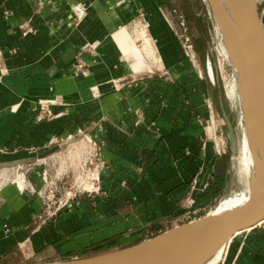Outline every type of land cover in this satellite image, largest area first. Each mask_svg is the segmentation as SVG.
<instances>
[{"label": "crops", "instance_id": "1", "mask_svg": "<svg viewBox=\"0 0 264 264\" xmlns=\"http://www.w3.org/2000/svg\"><path fill=\"white\" fill-rule=\"evenodd\" d=\"M162 8L161 0H0V157L51 154L49 127L72 133L93 120L109 168L106 196L89 195L34 230L30 207L8 206L0 213V261L72 259L84 246L192 208L215 174L220 156L200 119L203 106L209 110L206 95L194 102L191 82L139 74L126 57V26L141 15L154 23ZM81 51L89 52V77L73 74ZM47 107L52 122L40 116ZM75 146L67 148L73 164ZM20 241L24 256L14 251ZM219 264H264V221L235 234Z\"/></svg>", "mask_w": 264, "mask_h": 264}, {"label": "rangeland", "instance_id": "2", "mask_svg": "<svg viewBox=\"0 0 264 264\" xmlns=\"http://www.w3.org/2000/svg\"><path fill=\"white\" fill-rule=\"evenodd\" d=\"M162 6V11L154 17V23L151 24L146 15H141L126 26L129 33L126 57L132 55L128 57L130 60H127L139 74L166 75L179 79L180 83L182 79L191 82V97L194 102L199 101L202 94L206 95L209 110L203 106V114L200 117L204 138L214 145L220 156L221 172L226 181L227 175L231 174L230 189L227 193L224 187L218 196L199 206L163 214L114 238L84 246L69 254L72 259L66 260L87 258L133 245L173 227L172 224L185 223L190 218L206 215L226 195L247 191L248 185L241 179L238 165L234 162L235 155L239 154V144L245 135V116L238 89L233 88L235 92L237 90L233 94L234 98L228 95L231 85L235 84V71L229 57L226 56V45L217 28L213 12L206 0H161ZM259 6L264 20V0H259ZM168 11L170 13L173 11L171 13L173 15H169ZM95 49L91 48L92 51ZM87 53L89 54L87 51H81L75 58L73 74L77 77L91 75L92 64L86 57ZM137 55L138 57H135ZM41 113L40 116L43 119L47 118L48 122L55 118V113L49 107ZM92 121L89 120L91 123H85L77 132L72 133L63 134L61 129L49 127L47 141L54 150L51 154L22 162L11 161L8 164L0 161V213L7 214L10 208L13 210V207H8L12 205L16 209L30 207L33 215L31 226L34 230L42 224L55 221L65 212H71L89 195L92 198L96 195L106 196L103 177L105 170L109 168L102 156V144L97 142L93 135ZM227 122L233 127L235 150L230 142ZM87 138H90L91 142ZM73 143H80L79 149L75 146L79 157L74 159V164L67 155V148ZM19 174L23 177L22 183L20 179L18 180ZM214 178L215 174L203 188V192L209 184L214 183ZM194 184L193 180L191 191L194 190ZM7 192L14 194L7 197ZM199 209L201 211H197ZM170 217L176 218L172 224L166 222ZM20 243L15 244L14 251L24 256L25 245L23 241ZM225 253L226 249L223 257ZM20 262L29 264L33 263V259L21 257L20 260L13 261L9 258L1 260L0 264Z\"/></svg>", "mask_w": 264, "mask_h": 264}, {"label": "water", "instance_id": "3", "mask_svg": "<svg viewBox=\"0 0 264 264\" xmlns=\"http://www.w3.org/2000/svg\"><path fill=\"white\" fill-rule=\"evenodd\" d=\"M206 1L241 76L251 133L264 167V20L259 0H232L249 31V36L244 39L220 1ZM244 116L247 128V117ZM227 126L235 150L233 127L230 122ZM24 160L0 157L3 164ZM249 188L252 189L250 198L243 205L216 214L209 211L202 217L174 225L133 245L87 258L29 264H201L238 231L264 221V187L256 181L244 192H249ZM225 189L227 192L230 189L229 174ZM234 194L237 193L230 195Z\"/></svg>", "mask_w": 264, "mask_h": 264}, {"label": "bare ground", "instance_id": "4", "mask_svg": "<svg viewBox=\"0 0 264 264\" xmlns=\"http://www.w3.org/2000/svg\"><path fill=\"white\" fill-rule=\"evenodd\" d=\"M219 1L223 5L225 10L227 11L228 15L231 17L233 23L235 24V26L239 30L242 38L243 39L247 38L249 36V31L246 28V26L244 25V23L242 22L241 17H240V15H239L236 7H235L234 2L232 0H219ZM225 49L227 51V53H226L227 55L225 54V52H224V54L226 56H228L229 59L231 60L233 68H234V71H235V74H234V82H235V84H233V86L231 85V89L229 90L230 94H228V95H229V97H231V96L233 97V94H235L237 92V90L235 92V90H233V88H237L238 89V91L240 92L239 95H240L241 101H242L241 105H243V111H244V114L247 117V128L244 130L245 131V135H244V138H243L241 144H239V147H240L239 154L235 155L234 162H235V164L238 165L237 169H239V175H240L241 179L247 185H249V187L252 186V184L254 182H256V181L260 182L261 185L264 187V167H263L261 157H260V155L258 153V150L256 148V145H255L252 133H251V128H250L249 119H248L246 98H245V94H244V89H243L241 76L239 74V71H238V68H237V65H236V62H235L233 54L228 49V47H226ZM210 71L213 74L212 69ZM230 84H232V81H231ZM229 88H230V86H229ZM242 127H244V126H242ZM87 139H88L89 142H91L90 138H87ZM19 179H20V183H22V181L24 182L23 177H22L21 174L18 175V180ZM229 179H231V174H229ZM248 190H249V192H246V193L245 192H240V193H237V194H234V195H229V196L221 199L219 201V203L216 205V207L213 210H211V213L212 214L221 213V212H224V211H227V210H230L232 208H235V207H238L240 205L245 204L250 198V194H251V190L252 189L249 188ZM238 232H240V231H238ZM233 236L228 239V241H227L228 243L233 238ZM227 242L226 243H222L201 264H217V262H219V260L222 259V257H223V253H224V251H225V249L227 247V244H228Z\"/></svg>", "mask_w": 264, "mask_h": 264}, {"label": "trees", "instance_id": "5", "mask_svg": "<svg viewBox=\"0 0 264 264\" xmlns=\"http://www.w3.org/2000/svg\"><path fill=\"white\" fill-rule=\"evenodd\" d=\"M225 183H226V178L221 172L220 161H219L215 172L214 183L212 185L209 184L205 192H202L201 194L198 195L193 207L199 206L200 204L207 202L208 200L214 198L215 196H218L220 192L224 190Z\"/></svg>", "mask_w": 264, "mask_h": 264}, {"label": "built area", "instance_id": "6", "mask_svg": "<svg viewBox=\"0 0 264 264\" xmlns=\"http://www.w3.org/2000/svg\"><path fill=\"white\" fill-rule=\"evenodd\" d=\"M76 10H77V14H76V16L79 17V18L84 17V15L86 14V8H85V6H84L83 4H79V5L76 7ZM210 210H211V209H210ZM210 210H209V211H210ZM197 211H201V210L199 209V210H197ZM200 217H201V216H200ZM197 218H199V217L190 218L189 221H191V220H195V219H197ZM220 263H221V262H220Z\"/></svg>", "mask_w": 264, "mask_h": 264}]
</instances>
